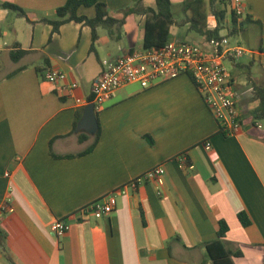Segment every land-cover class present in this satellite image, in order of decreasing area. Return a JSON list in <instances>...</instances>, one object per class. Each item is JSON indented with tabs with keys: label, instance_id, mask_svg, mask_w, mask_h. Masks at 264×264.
<instances>
[{
	"label": "crops",
	"instance_id": "crops-1",
	"mask_svg": "<svg viewBox=\"0 0 264 264\" xmlns=\"http://www.w3.org/2000/svg\"><path fill=\"white\" fill-rule=\"evenodd\" d=\"M96 1L116 22L97 27L92 42L84 23H64L56 33L42 23L55 20L65 0H0L26 13L0 8V201L9 199L13 208L0 219V264H213L206 245L217 240L220 221L228 228L225 248L240 255L216 257L215 264H264V121L251 116L258 104L254 86H264L258 54L226 63L241 113L237 135L220 133L191 78L181 74L148 88L128 83L118 89L95 114V147L81 155L93 135L83 133L88 139L80 143L75 129L102 61L143 49L146 21L145 15H123L138 0ZM231 1L221 5L222 24L210 17L207 29L261 50L264 0H239L245 18L235 26ZM142 3L155 6L154 0ZM77 14L90 19L95 10L82 6ZM189 26H171L167 42L207 49L205 37ZM18 50L27 52L14 62L10 53ZM46 69L64 73L65 81H44ZM65 83L78 88L67 95ZM158 165L164 168L160 182L126 189L108 215L84 212ZM58 219L68 224L61 239L50 229Z\"/></svg>",
	"mask_w": 264,
	"mask_h": 264
},
{
	"label": "built area",
	"instance_id": "built-area-1",
	"mask_svg": "<svg viewBox=\"0 0 264 264\" xmlns=\"http://www.w3.org/2000/svg\"><path fill=\"white\" fill-rule=\"evenodd\" d=\"M223 1L226 3L229 0ZM230 7L238 21L245 18V10L239 0H232ZM256 53L260 65L264 67V47L254 52L232 42L227 36L210 38L207 41V49L193 43L169 41L158 48L135 50L121 57L102 61V72L91 87V102L94 111L98 112L118 89L128 83H138L142 88H148L158 81L185 74L191 78L218 122L219 131L227 137L234 136L240 133L242 120L226 63L244 56L252 57ZM42 78L53 84L65 81L66 76L55 69H46ZM77 88L76 83H65L61 86V90L67 95H71ZM84 103L81 99H76V104ZM209 147L210 144L206 142L204 148ZM163 175L162 165L153 167L83 210L96 215H108L115 207L117 195H124L126 189L135 191L140 182L158 183ZM12 211L9 199L0 201V219ZM50 229L56 239H61L68 232V224L65 220L58 219L52 223Z\"/></svg>",
	"mask_w": 264,
	"mask_h": 264
},
{
	"label": "trees",
	"instance_id": "trees-1",
	"mask_svg": "<svg viewBox=\"0 0 264 264\" xmlns=\"http://www.w3.org/2000/svg\"><path fill=\"white\" fill-rule=\"evenodd\" d=\"M155 6L145 7L142 3V0H138L133 3L130 7L124 9L123 15L129 14H140L146 16L145 27H144V36H143V49H152L158 48L164 45L170 35V27L176 24H185L188 23L189 29L200 36H204L208 41L210 38H217L218 30L210 31L207 29L208 19L213 17L218 25L222 24L224 20L226 10L224 7L226 3L223 0H186L178 6H173L170 3V0H154ZM94 7L95 15L93 18H87L85 16H78L77 11L80 7ZM226 7V6H225ZM0 8L9 10L16 13L20 17L26 18V13L20 7L8 3L0 2ZM177 14H182L184 19L179 23L175 21L174 16ZM56 19L47 20L43 19L42 23L49 24L52 26V32L56 33L59 27L68 22L84 23L89 26L92 32V42L96 39V28L105 27L116 22L111 19L108 15L106 6L103 3H99L96 0H65V3L58 7L55 11ZM232 15V24L236 25L237 18L231 12ZM93 49V44L91 46ZM27 51L18 50L10 53V59L14 62L18 61L22 56L26 54ZM19 71H14L8 77L15 75ZM254 99L258 102L257 106L252 110L251 116L253 120H264V86H254L253 89ZM97 112H95L96 114ZM79 119V118H78ZM97 121V118H96ZM98 123V122H97ZM76 126V125H75ZM74 126V127H75ZM224 137L223 132H220ZM100 136L99 127L97 128L95 134L92 138V143L88 146L81 155H84L90 152L96 145ZM88 136L79 133L78 141L80 143L86 141ZM74 155L68 156L72 157ZM238 219L240 220L243 226H247L249 221L244 213L238 214ZM227 226L223 221L219 222V228L217 232V240L213 241L210 244L206 245L207 252L213 264H215L216 257H229L230 255H240V253H232L228 251L223 243V238L227 232ZM3 247V244H1ZM12 264V263H11Z\"/></svg>",
	"mask_w": 264,
	"mask_h": 264
},
{
	"label": "water",
	"instance_id": "water-1",
	"mask_svg": "<svg viewBox=\"0 0 264 264\" xmlns=\"http://www.w3.org/2000/svg\"><path fill=\"white\" fill-rule=\"evenodd\" d=\"M97 130V121L94 111L93 103H88L84 106L82 117L77 123L75 133H85L87 135H94Z\"/></svg>",
	"mask_w": 264,
	"mask_h": 264
},
{
	"label": "rangeland",
	"instance_id": "rangeland-1",
	"mask_svg": "<svg viewBox=\"0 0 264 264\" xmlns=\"http://www.w3.org/2000/svg\"><path fill=\"white\" fill-rule=\"evenodd\" d=\"M1 65L3 66V68H2L3 70H6V69H7V67H4V66H6V62H5V61H2V62H1ZM251 94H252V93H251ZM251 94H250V95H251ZM249 99H250V100H248V101H249V102H252L250 96H249ZM249 102H248V103H249ZM263 121H264V120H263ZM262 124L264 125V122H262Z\"/></svg>",
	"mask_w": 264,
	"mask_h": 264
}]
</instances>
